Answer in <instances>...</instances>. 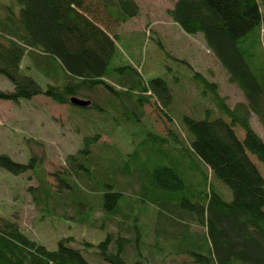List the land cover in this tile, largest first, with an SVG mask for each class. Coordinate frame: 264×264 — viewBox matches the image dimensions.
Instances as JSON below:
<instances>
[{
	"label": "trees",
	"instance_id": "trees-1",
	"mask_svg": "<svg viewBox=\"0 0 264 264\" xmlns=\"http://www.w3.org/2000/svg\"><path fill=\"white\" fill-rule=\"evenodd\" d=\"M15 1L19 11L14 1L0 4V74L13 84L12 90L0 89V100L45 95L73 106L71 98L77 96L91 100L82 107L109 114L122 110L139 121L155 99L173 119L174 95L167 81H147L134 65L117 60L115 27L140 14L136 0ZM167 13L186 33L203 35L246 103L230 107L215 82L193 71V80L217 106V117L184 114V136L172 127L166 135L145 129L144 138L119 161L105 150L94 152L112 147L99 143L103 132L95 129L76 154L66 157L70 168L57 175V188L44 179L38 154L28 164L0 154V167L13 174L31 167L39 173L41 189L30 188L36 201L48 206L53 198H68L75 218L96 226L91 193L99 191L107 218H123L115 233L105 229V221L97 223L106 233L98 243L75 245V238L66 236L50 249L0 215V264H187L178 262L180 255L189 256L191 264H264V137L251 122L255 114L264 128V0H177ZM26 53L36 56L27 66ZM25 68L44 69L54 82L44 88ZM101 88L109 91L103 103L92 98ZM117 173L139 183L131 187L138 203L160 207L147 233L140 215L132 206L127 210L132 204L121 201L124 193L103 181Z\"/></svg>",
	"mask_w": 264,
	"mask_h": 264
},
{
	"label": "rangeland",
	"instance_id": "rangeland-1",
	"mask_svg": "<svg viewBox=\"0 0 264 264\" xmlns=\"http://www.w3.org/2000/svg\"><path fill=\"white\" fill-rule=\"evenodd\" d=\"M13 1L19 11L20 5L15 0H0V4H11ZM136 1L140 6V14L127 22L117 21L115 27V32L118 33L117 60L134 65L147 81L156 77L167 81L174 95L169 108L173 119L166 116L155 99L145 105V115L139 121L133 120L134 114L122 110L116 114L98 113L90 107L58 103L45 95L17 102L0 100V154L6 153L13 160L27 164L34 154H38L42 159L40 168L44 179L57 188V175L67 173L70 168L66 157L76 154L83 146L84 136L92 134L95 129L103 132L99 143L105 142L112 147L111 152H107L109 148L104 146L95 148L94 152L105 150L110 158H117L119 161L144 138L145 129L166 135L172 127L180 136H184L186 132L180 121L184 114L197 119L217 117L220 114L217 106L208 93V96L204 94L203 87L193 80V71H198L215 82L230 107L246 103L243 91L230 80L228 72L206 45L203 35L186 33L168 15L167 10L173 8L177 0ZM262 42L264 45V29ZM34 58L35 53H26L24 65L31 64ZM24 73L34 76L44 88L48 83L54 82L44 69L25 68ZM49 74L53 75L54 71L50 70ZM0 89H13L12 82L2 74ZM108 94L109 91L101 88L92 98L103 103L102 98ZM251 122L259 135L264 137V128L255 114H252ZM75 178L83 184L82 179L77 176ZM112 179L103 181L111 183L113 190L124 193L121 201L128 200L132 204L127 210L132 206L134 213L136 211L140 215L142 229L147 233V229L154 225L160 207L152 202L138 203L133 199V188H138L139 183L132 177L117 173ZM208 180L212 181L210 173ZM41 185L39 173L34 167L17 175L0 167V215L16 221L25 233L48 248L57 249L59 240L66 236H73L75 245H83L84 241L98 243L105 237V229L112 233L119 230V222L123 218L119 215L107 218L99 205V191L91 193V200L97 205L94 218L97 223L105 221V229H98L97 223L96 226H91L78 221L75 218L78 217L75 208L68 198L63 197L58 202L53 198L48 206L36 201L30 188L41 189ZM219 185L223 191L227 189L231 193L227 185ZM150 238L154 240L153 237ZM87 256L94 262L93 255ZM177 259L180 263L187 261V264H191L187 255H180Z\"/></svg>",
	"mask_w": 264,
	"mask_h": 264
},
{
	"label": "water",
	"instance_id": "water-1",
	"mask_svg": "<svg viewBox=\"0 0 264 264\" xmlns=\"http://www.w3.org/2000/svg\"><path fill=\"white\" fill-rule=\"evenodd\" d=\"M71 102L75 105H80V106H88L91 104V100L90 99H84V98H80L77 96H73L71 98Z\"/></svg>",
	"mask_w": 264,
	"mask_h": 264
}]
</instances>
